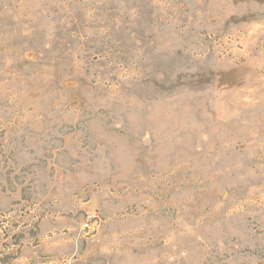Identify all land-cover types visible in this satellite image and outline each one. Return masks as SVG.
<instances>
[{"label": "rangeland", "instance_id": "1", "mask_svg": "<svg viewBox=\"0 0 264 264\" xmlns=\"http://www.w3.org/2000/svg\"><path fill=\"white\" fill-rule=\"evenodd\" d=\"M0 264H264V0H0Z\"/></svg>", "mask_w": 264, "mask_h": 264}]
</instances>
